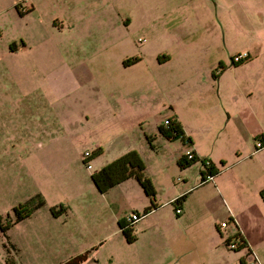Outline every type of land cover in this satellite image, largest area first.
<instances>
[{
    "label": "rangeland",
    "instance_id": "374dc122",
    "mask_svg": "<svg viewBox=\"0 0 264 264\" xmlns=\"http://www.w3.org/2000/svg\"><path fill=\"white\" fill-rule=\"evenodd\" d=\"M237 54L242 61L231 63ZM174 112L201 157L179 172L172 148L152 141L141 158L160 185L158 209L141 216L140 194L97 191L89 174L111 151ZM262 113L264 0H0V264H63L84 251L79 264H230L246 252L239 238L229 237L234 248L224 242L226 254L215 245L233 215L221 209L215 233L209 220L171 219L165 201L202 158L234 180L233 212L260 225L262 233L246 232L264 251V155L252 153L250 126ZM95 143L102 162L91 157ZM37 193L44 203L14 221L13 206H30ZM185 204L195 206L192 195ZM135 209L127 242L115 215Z\"/></svg>",
    "mask_w": 264,
    "mask_h": 264
},
{
    "label": "crops",
    "instance_id": "0c3cea01",
    "mask_svg": "<svg viewBox=\"0 0 264 264\" xmlns=\"http://www.w3.org/2000/svg\"><path fill=\"white\" fill-rule=\"evenodd\" d=\"M174 115L181 125L184 136L185 137L187 136L189 142H185L184 140H182L180 138H175L174 140L166 139L157 132L156 128L154 129L153 127H149V131H147V132H148V134H153V136H154L153 140L157 139L158 141H160L159 140L160 138L163 139L165 141L163 144V147L172 148V150L174 151V155H173V159L175 162L174 170H177L179 172H184L187 168L191 167V165L193 166V164H195L194 163L195 161H193L192 163L185 165L183 167L179 166L177 164V161H176L177 157L181 153H183L184 148L186 146L190 147L192 150L193 156H195L196 159L201 157V155L198 151V146L195 143V139L191 136V133L188 130L189 125H188L187 121H185V120L183 121L180 118L178 113L174 112ZM241 117L243 118V120L249 119V116H247L245 114H243ZM250 126H251L252 132H255L258 134H263V136H264V113L259 115L257 120L254 117ZM145 132H146L145 129H141L142 139L139 142H137L133 145H126L125 147H121V148H117V149L112 150L110 153V157L114 158L126 150L135 149L140 154V156H142V158H143V152L150 151L149 145L146 142V139L144 136ZM39 144L41 145V143H38L37 145H39ZM95 146H96V148H98L99 153H97L93 157H95V159H100L99 162H102L103 161L102 160L103 150L98 146L97 143H95ZM252 153L254 155H258V156L264 155V145L257 147V148H255L253 145V152ZM263 157L264 156H262V158H259V162H258L259 166H257V169H259L260 174L264 179V158ZM210 160L214 164V166H216L215 163L213 162V160L212 159H210ZM102 164H104V162L101 163L100 166ZM219 165L222 166V163H219ZM195 167H196V171H197V176L195 175L192 178H187L184 176L183 179L181 180V182L179 183V184H181V186H179L178 189L175 190L173 194L169 195V197L165 200L172 205V203H171L172 199L180 196L181 194H184V197L179 198L176 202V204H178L180 206V211L176 213L174 211V206L176 204L174 206H172L173 216H172V214H170V218L173 220H181V219H188L189 215H192L200 223H203L204 220H209L211 225H213V227L215 229V233L216 232L219 233V231L216 227V216L218 215L219 212H221V209H222V211L226 212V215H228V214L233 215L231 218V222H232L233 227L230 230V232L228 233V235L235 237L233 233H234V231H236L240 234V236L244 239V242H245L244 248H245L246 252L244 253V255H242L241 253L236 254L234 256L233 260L230 262V264H241L240 260L247 261L248 256H249L248 253L250 255L252 254L256 257V260H254V264H261L260 258L264 259V251L259 248V245H258L259 241H255V240L250 239V237L248 236V234L246 232V228L247 227L250 228L249 225L254 226L253 221H252V223H251V221H249V223L245 224L241 221V216H239V214L233 212V208L237 204V201H235V198L233 197V192H232L233 188L235 186L234 180L227 181L226 179L225 180L221 179V173L224 171L225 168L221 169L219 167H218V171L212 176L211 179L201 180L200 174L202 173L203 168H202L201 164L200 165L198 164ZM145 168L146 167L144 165L143 172L145 175H147L150 178V180L154 186V190H155L154 203H155V206L152 207L149 211H147L145 214H143L141 216H145V215H148L152 212H155L159 207V205L155 201V197L158 196L157 195L158 194V186H160V185H159L158 181H155L154 178L150 174H147L145 172ZM256 177H259V176L256 175ZM262 185H263V187H262ZM259 186H260V187H258L259 190L261 192L264 191V180ZM115 187H118V189L116 190L115 193L117 195H119V197H122V198H123V196H125V197L127 196L126 194L128 193V191L133 192L137 195L140 194L141 196H139L140 201H139V207L138 208L142 209L144 206H146L149 203L148 197L145 195V193L143 192L138 181L133 176L126 177V178L122 179L121 181L115 183L114 185H112L111 187L106 189L104 191V193L105 192L107 193L110 189H113ZM261 188H263V189L261 190ZM260 191H259V194H260V197L262 199L261 202L264 204V195H261ZM207 194H212L213 197L209 198L206 196ZM189 195H192L193 200H195V206L192 208H188L187 205L185 204L187 196H189ZM227 199H228V201H227ZM217 200H220V203H221L220 206L217 205V203H216ZM132 212L137 213L136 209H135V211H132ZM115 216H116V220L119 217H124L120 213H118V215H115ZM134 222L135 221L132 222V225L134 224ZM116 225H117V223H116ZM117 228H118V226H117ZM118 230H119V228H118ZM251 230L252 231L255 230L256 234L262 233V228L260 227L259 224H257V227L255 229H251ZM119 232H120V230H119ZM219 237H220V235H219ZM236 237H238V236H236ZM221 239L222 238H219V240H221ZM209 241H212V240L210 239ZM215 247L217 250H221V253H225V254L228 250L225 247L224 240H222L221 246L220 245L218 246L216 244ZM256 252H259L260 255H258ZM221 256H222V254H221ZM217 262H218V259H217ZM217 264H224V263H217Z\"/></svg>",
    "mask_w": 264,
    "mask_h": 264
},
{
    "label": "trees",
    "instance_id": "16d2710c",
    "mask_svg": "<svg viewBox=\"0 0 264 264\" xmlns=\"http://www.w3.org/2000/svg\"><path fill=\"white\" fill-rule=\"evenodd\" d=\"M136 59V58H134ZM242 61V57L238 58L237 60H233L231 58V63H239ZM124 64L129 63L130 60L127 58L124 61ZM157 132L162 135L166 139H175L180 138L184 140L185 142H189L187 136L185 137L183 134V130L181 128L180 123L176 119L175 115H169L166 118V121L162 124L157 125L156 127ZM146 142L149 146L152 145V140L154 138L153 134H145ZM259 139L262 142V145H264V136L263 134H257L253 137V139ZM186 139V140H185ZM261 145V146H262ZM255 148H257L254 145ZM260 147V146H259ZM97 153H99L98 148L94 151L91 157L95 156ZM195 156H192L191 158H187L185 154L181 153L177 157V164L179 166H185L193 161H195ZM202 164L204 165V168L210 173L211 176H213L217 171L218 168L214 166V164L209 159H201ZM144 163L140 156V154L135 149H129L124 151L123 153L119 154L118 156L112 158L108 162L102 164L98 169L93 170L89 177L99 192H104L106 189L114 185L115 183L121 181L122 179L133 176L141 186L143 192L148 197L149 203L144 206L141 210V215L145 214L147 211H149L152 207L155 206L154 203V186L150 180V178L144 174L143 172ZM203 180V178H201ZM38 196V193L36 194ZM184 194H181L180 196L172 199L171 203L172 206H174L179 198H183ZM44 203V199L40 196L36 199L35 202L31 203L30 206L26 205L25 203H19L17 206H13V210L15 212L14 221H18L19 219H22L23 217L29 215L32 210L40 207ZM64 207L59 205L58 208L50 207V212L52 215H57L61 210H63ZM133 220H127L125 217H119L116 220L117 226L124 237V239L127 242H131L135 239V235L132 232ZM234 236H238L239 238V245L243 246L245 244L244 239L240 236V234L236 231H234ZM227 238L224 239V242H227ZM86 252L84 251L82 253H79L77 255H74L70 258H68L63 264H79L81 261H83L86 258ZM241 264L243 263L242 260H240Z\"/></svg>",
    "mask_w": 264,
    "mask_h": 264
},
{
    "label": "built area",
    "instance_id": "2783aa9c",
    "mask_svg": "<svg viewBox=\"0 0 264 264\" xmlns=\"http://www.w3.org/2000/svg\"><path fill=\"white\" fill-rule=\"evenodd\" d=\"M238 58H241V56H240V54H237V55H235L232 59L233 60H237ZM166 121V120H165ZM262 145V142L259 140V139H256V141H255V146L256 147H259V146H261ZM183 154H185V156L187 157V158H191L192 156H193V153H192V150H191V148L190 147H188V146H186L185 148H184V150H183ZM89 155H90V153L87 151V150H84L83 152H82V160H83V162H84V164H85V166L87 167V168H89L90 166H91V164H90V162H89V160H90V158H89ZM202 168H203V171H202V173L200 174V178H203V180H209V179H211L212 178V176L210 175V173L204 168V165L202 164ZM261 195H264V191H262L261 192ZM174 211L177 213V212H179L180 211V206L178 205V204H176L175 206H174ZM137 213L136 212H131L130 213V215L127 217V219L128 220H135L136 218H137ZM221 224H223V222L221 223ZM229 237H231V236H229L228 235V239H227V245H228V247H230V248H234V247H236L237 246V244L232 240V239H230ZM248 259H247V261H243V263L242 264H254V260H256V257L254 256V255H250L249 253H248Z\"/></svg>",
    "mask_w": 264,
    "mask_h": 264
}]
</instances>
